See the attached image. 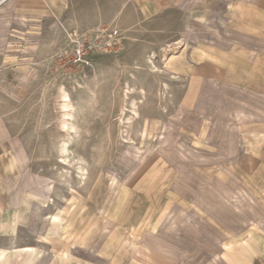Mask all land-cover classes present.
Segmentation results:
<instances>
[{
  "label": "rangeland",
  "instance_id": "1",
  "mask_svg": "<svg viewBox=\"0 0 264 264\" xmlns=\"http://www.w3.org/2000/svg\"><path fill=\"white\" fill-rule=\"evenodd\" d=\"M116 2L66 0L44 16L0 0V216L19 221L0 231L39 264H211L229 245L264 264V98L174 57L197 40L200 57L229 58L213 25L133 23Z\"/></svg>",
  "mask_w": 264,
  "mask_h": 264
},
{
  "label": "crops",
  "instance_id": "2",
  "mask_svg": "<svg viewBox=\"0 0 264 264\" xmlns=\"http://www.w3.org/2000/svg\"><path fill=\"white\" fill-rule=\"evenodd\" d=\"M23 10L38 15L58 14L66 0H13ZM113 15L118 18L126 16L133 23L141 18L160 15L179 16L182 27L187 31L203 24L213 25L212 39L219 43H211L212 48H230V57H214L206 54L199 56L198 43L183 48L178 55L188 65L192 77L216 79L220 83L233 88H240L253 95L264 98V71L258 72L254 64H261L264 69V0H116ZM111 13V14H112ZM218 31V34L215 33ZM213 40V41H214ZM191 48V50L189 49ZM234 49V51H232ZM214 51V50H213ZM176 53V54H177ZM172 56L167 59H171ZM221 58V59H220ZM257 160L264 171V147L258 152ZM11 193V194H9ZM8 195L15 205L13 190ZM18 199V198H17ZM0 206H2L0 204ZM18 223V219H5L0 216V225ZM8 241V246H0V264H39L42 253L28 246H12L17 238L12 229L0 231V237ZM229 245V244H228ZM229 245L226 256L218 255L211 264H246L244 258H236ZM84 257L71 253L61 262L53 259L44 264H94L92 253ZM88 254V255H87ZM181 256H186L184 251ZM178 253H164V261L152 264H201L200 261L177 259ZM79 258V259H77ZM150 264V263H149Z\"/></svg>",
  "mask_w": 264,
  "mask_h": 264
},
{
  "label": "bare ground",
  "instance_id": "3",
  "mask_svg": "<svg viewBox=\"0 0 264 264\" xmlns=\"http://www.w3.org/2000/svg\"><path fill=\"white\" fill-rule=\"evenodd\" d=\"M67 104H68V102H67ZM68 107L71 108L70 105H68ZM68 107H67V108H68ZM66 110H67V109H66ZM68 111H69V110H68ZM134 111H135V110H134ZM68 120H69V119H68ZM68 122H69V121H68ZM68 122H67V123H68Z\"/></svg>",
  "mask_w": 264,
  "mask_h": 264
}]
</instances>
